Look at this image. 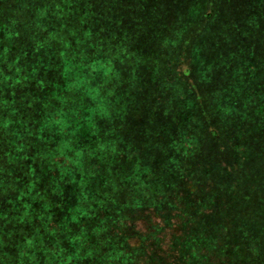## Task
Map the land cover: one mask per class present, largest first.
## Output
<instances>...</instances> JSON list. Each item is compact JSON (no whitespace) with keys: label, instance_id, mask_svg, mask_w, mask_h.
<instances>
[{"label":"clouds","instance_id":"1","mask_svg":"<svg viewBox=\"0 0 264 264\" xmlns=\"http://www.w3.org/2000/svg\"><path fill=\"white\" fill-rule=\"evenodd\" d=\"M25 7L30 22L24 28L31 33L34 60L28 58L25 46L16 45L22 35L16 27L18 21L13 18L0 26L4 33L0 37V135L7 145L0 157V194L8 196L11 205L0 211V264H264V197L258 206L253 205L255 186L241 190L242 183L251 180L250 173H243L231 186L242 197L240 214L233 226L223 227L221 240L214 233L186 230L196 224V217L174 180L155 176L139 157L132 162L131 152L130 167L114 169L120 142L113 132H102L97 117L112 119L133 104L131 90L117 93L121 73L116 66L117 62H133V54L120 44L114 51L90 45L96 51L89 55L81 45L92 37L91 28L84 29L90 21L121 22L119 0H41ZM258 7L260 13H254L248 22L264 15V0ZM215 15L211 6L189 7L185 22L163 37L162 46L171 55L173 49L189 43L185 38L189 28L202 17ZM42 32H47L43 39ZM53 41L60 46L52 53L59 59L54 65L58 80L49 82L40 71L53 66L44 64L36 53L51 48ZM248 70L249 79L254 78L257 69L248 66ZM235 71L238 76L242 73L240 68ZM188 74L185 70L184 75ZM202 80L207 82L209 77L202 75ZM33 82L46 92L43 100L31 93L17 97L18 87ZM235 92H242L239 84ZM198 99L192 98L189 89L188 107ZM37 101L45 110L43 115L39 120L25 118L21 109L31 108ZM243 103L245 109L256 104L257 114H264V96L257 100L249 94ZM220 110L231 116L234 108L222 105ZM29 120L38 127H31ZM46 130L59 137L56 147L30 156L29 139L34 138L32 144L46 143ZM85 136L87 142L81 140ZM197 144V136L182 135L172 147L184 161L174 156L168 161L169 172L187 180L189 194L198 188V172L193 166ZM37 157L48 162V169L59 171L43 187L31 165L23 177L15 175L18 163ZM69 185L75 203L55 220L52 209L63 208ZM10 192L16 193L14 198ZM30 201L39 202L40 207H33ZM198 203V215L211 210L210 203ZM212 252L218 253L216 261Z\"/></svg>","mask_w":264,"mask_h":264},{"label":"trees","instance_id":"2","mask_svg":"<svg viewBox=\"0 0 264 264\" xmlns=\"http://www.w3.org/2000/svg\"><path fill=\"white\" fill-rule=\"evenodd\" d=\"M135 1H137L140 12L144 13L149 8L151 17V12L156 11L159 19H165L157 22L151 18L148 22H142L147 28L143 30L145 34L144 38L149 42H153L156 37L160 38L169 34L166 31L169 21L175 27L184 23L187 19L186 13L188 8L196 3L194 0H175L174 2L167 0ZM197 1L200 3V0ZM205 1L202 0L201 3ZM40 2L41 0H0V26L10 24L13 18L18 21L16 27L21 31L22 35L17 38L16 45L17 47L25 46L27 48L28 58L30 60H34L35 57L32 51L33 44L29 39L31 33L27 32L24 28V24L30 22V12L25 5H34ZM126 2L127 0H119L120 11L122 13L119 24L101 19L98 21L92 20L84 25L85 30L91 28L92 32L91 39L85 40L84 44L81 45L87 54L91 55L95 52L96 47H103L105 51L111 47L114 51L116 46L122 42L125 43L127 37L125 30L127 28L126 24L128 23L124 10ZM218 2V5L216 4L217 8L214 9L216 13L215 17H202L204 19L202 25L191 31L193 36L197 37L196 40L199 41V47L189 50L190 38L192 37L189 36V32L185 37L189 43H182L177 48L176 58L177 61L179 60L178 62L189 60L193 69L200 68V70H197L201 75V87L205 89V94L207 95V91L209 92V90L212 93L214 91L220 92L221 95L219 98L222 105H231L234 108L232 117L218 110L216 104L214 107L217 108H213V102H211V113L208 114V110H203L200 113L196 126L189 123L183 127V122L168 124L161 117L155 118L145 112L142 114L139 112V115L129 116L125 120L124 124L120 127V132L123 133L122 127L125 126L126 135L123 138V145H130L136 151L137 157L145 165L151 167L155 176L167 177L174 180L177 183L179 192L192 205L191 213L196 217V224L186 230L214 233L220 235L221 240H223V227L225 225L233 226L235 219L240 214L241 206L239 202L242 197L238 193L231 191L233 183L243 173L248 172L251 174V180L243 182L241 190L244 191L250 186H255L256 190L252 194L251 201L253 205L258 206L261 198L264 197V176L257 171L264 168V160L261 161L260 166L256 165L254 160L255 155L251 152L246 154L245 149L244 154L246 155L240 158L243 151L240 144L241 141H244V145H246L254 135L259 136V139H262L264 136L263 134L261 135L263 115L257 114V105L249 104L247 109H245L243 103L245 96L249 94L257 100L260 96H264V78L254 76V78L249 79L248 70V66H254L257 69L259 62H255V59H259L260 61L264 60V15H260L258 21L252 20L248 22L254 13H260L261 10L258 7L260 0H218ZM203 5L201 6L203 7ZM137 15L135 12L136 17ZM134 25L136 24L134 23ZM158 32H161L163 35L159 36ZM3 35V31L0 30V37H3ZM45 36H47V32H42L41 39ZM138 37H140L139 32ZM81 39L84 38L81 36ZM72 43L75 46V41H72ZM90 45H95L96 47H90ZM59 47L53 41L51 48L47 50L41 48L36 53V56L42 58L44 64L53 66L47 72L41 67L40 76L49 82H53L52 79L58 80V73L54 70V65L59 62V59L58 56H54L52 53L58 51ZM144 52L138 55V57L143 58L142 62L145 63L147 55ZM153 55H158L157 49H155ZM166 56L167 58L163 56L159 57L158 63L166 64V60L170 58L169 53ZM237 68L242 69V73L239 76L235 71ZM217 69L221 70L219 71ZM205 74L209 77V80L202 82V75ZM152 76V74H148L142 82H146ZM241 80H243L242 84L240 83ZM232 81H234V84ZM179 84H182L183 92L188 91L186 88V80L183 77L180 79ZM238 84L242 89L241 93L235 92V86ZM50 86L51 83L48 85L49 89ZM41 92L38 87L34 86V82L26 88L18 87L16 89L17 97L27 93L40 97ZM179 92V90L175 89V97H177ZM117 93L122 94L121 92ZM5 94H7V90ZM198 95H201L200 92ZM139 97L142 100L144 95L139 94ZM37 103L38 101L34 103L33 107ZM129 108L134 110L135 106L133 105V108L131 106ZM21 111L24 113L25 118L29 117L27 109L22 108ZM44 111L42 106L41 108L37 106L35 108V119L39 120ZM236 113L238 114L236 115ZM245 113L246 115H243ZM212 115H214L213 119H211ZM240 116L252 121V132L246 129V134H244L233 123L236 117ZM121 119H124V117ZM216 122H218V125L215 127ZM126 123H130V126L126 127ZM29 124L33 128H37L38 126V124H33L32 120H29ZM101 125L99 122V126ZM115 128L118 130V125H107V128L104 130H114ZM185 134L198 137L196 156L193 161V166L198 172V188L193 194L187 192V180L181 179L174 172H169L168 168L169 157L174 156L184 161V157L176 152L172 145L174 141H179L181 136ZM6 147L7 145L4 143L3 137L0 135V157H3V152ZM34 152L35 148L31 147L28 149L30 156L34 155ZM35 161L40 162V165L34 168L37 174H39L40 168H48V162L46 160H41L37 157ZM28 162L34 167L33 160H29ZM0 163H3L2 159H0ZM22 175L24 176V174ZM39 175L41 176L42 174ZM51 176L47 175L48 178ZM48 178L41 177V180L44 182ZM65 197V203L63 204V208H61L62 210L68 209L70 204L75 203V197L71 195V185L66 188ZM198 202L206 205L210 203L211 210L202 216L198 215V209L200 207V203ZM233 235L238 237L239 233L234 232ZM212 253L216 257L218 256V253Z\"/></svg>","mask_w":264,"mask_h":264},{"label":"rangeland","instance_id":"3","mask_svg":"<svg viewBox=\"0 0 264 264\" xmlns=\"http://www.w3.org/2000/svg\"><path fill=\"white\" fill-rule=\"evenodd\" d=\"M127 0L126 6L124 7L125 13H126V19L128 20V23L126 24V41L125 43H121L126 45L128 51L133 54V62L125 61L123 64L117 62L116 66L120 70L121 73V83L120 86L117 88V92H121L122 94L131 90L132 96H133V104L131 107L133 108V105L135 106V109L129 108L126 113L122 115H115L112 119H106L97 117V124L99 126V122L102 124L100 129L103 131H111L114 133V137L120 142L119 147L121 149L120 154L117 157L118 163L115 164L113 167L114 169H123L130 167V161L128 160L129 152H131L133 160L135 161L137 158V153L132 148L129 149L128 146L123 145V138L126 135L125 132V126L122 127L123 133L120 132V127L122 124H124L125 120L129 116H135L142 114L145 112L146 114H150L153 117H161L168 124L171 123H180L183 122V127L186 124L191 125H197V120L199 119L200 113H202L203 110L207 111L208 114L211 113L210 105L211 102H213V108H217L220 110L222 103L220 101L219 96L221 95L220 92L214 91L212 93L210 90V94L207 91V95L205 94V89L201 87V75L199 74L200 68H192L189 60H183L181 62L177 61L176 54H177V48L172 50V54L169 55V59L166 60V64L164 63H158L159 57L163 56L167 58L168 51L162 46V40L163 37H156L153 42H149L145 40V34L143 33V30L147 29L142 22H148L152 18L154 21H161L165 19H159L158 14L156 11L151 12L152 17L149 14V8L142 13L139 11L137 1ZM169 2H174L175 0H167ZM197 4H202L203 7L206 9L207 7L211 6L213 9L217 8V2L218 0H206L205 2L201 3L202 0H200V3L197 0H194ZM146 2V0H144ZM219 3V2H218ZM217 4V5H216ZM135 12L138 14L137 17L135 16ZM139 22H138V21ZM168 21V20H167ZM204 21L203 18H201L196 26L189 28L186 35L189 33V36H192L190 38V49H195V47H199V41L196 40L197 37L193 36V33L191 32L193 29H196V27L201 26L202 22ZM134 23L136 25H134ZM175 28V26L169 21L166 31L169 32L170 30ZM138 32L140 33V37H138ZM158 35H163L161 32H158ZM113 44V42H111ZM154 44V45H153ZM120 45V44H119ZM182 48V47H181ZM155 49L158 51V55L154 56L153 53L155 52ZM150 50V51H146ZM143 51L147 55V59L145 60V63L142 62L143 58L138 57ZM181 51V49H179ZM137 54V56H135ZM255 62L258 63L257 72L255 76L263 77L264 78V60L260 61L259 59H255ZM157 68H159V72H157ZM193 69V72H192ZM188 71V75L184 76V71ZM221 70V69H217ZM148 74H152L153 76L147 80L146 82H142L145 77H147ZM135 76V80L132 79V76ZM184 78L186 80V88L191 90V96L192 98L199 97L198 100H196V103L193 107L189 108L188 104L186 103V94L188 91L183 92L182 84L180 85V79ZM53 82L56 80L52 79ZM204 82V81H202ZM234 84V81H232ZM204 85V84H203ZM52 87V84L50 88ZM218 88V87H217ZM175 89L179 90V94L177 97H175ZM200 92L201 95H198ZM139 94H143L144 98L140 100ZM152 95V96H151ZM46 92H41V100H43V97L45 98ZM211 96V97H210ZM10 99V98H9ZM207 100V101H205ZM38 104V105H37ZM34 107L31 108H25L29 112V116L35 118V108L39 106L41 108L42 104L41 101H38ZM216 104L217 107H214ZM221 111V110H220ZM207 114V115H208ZM238 113H236L237 115ZM262 118V132L261 135H264V114ZM124 119H121L123 118ZM214 115H212L211 119H213ZM232 117V114L231 116ZM235 125H237L241 132L246 134V129H249L251 132V127L253 125L252 121L250 119H245L244 117H236V120L233 121ZM118 125L119 129L116 130H104L107 128V125ZM218 125V122L215 123V127ZM105 126V127H104ZM130 123H126V127H129ZM38 127V126H37ZM136 129V127H135ZM118 133V134H117ZM240 133V132H239ZM240 133V134H242ZM139 134V133H138ZM44 135L47 137L46 143L42 141H38L35 144H32L31 141L34 140V138H30V146L29 148H35V152H40L44 150H51L54 149L57 145V142L59 140V137L55 134V132H48L45 131ZM139 137V135H137ZM95 139V137H93ZM81 140L84 142H87V137H81ZM241 148L243 149L242 155L240 158H243L248 153H253L255 155V164L260 166L261 161L264 160V136L262 139H259V136H253L246 145H244V141L240 142ZM252 147V148H251ZM251 148V149H250ZM255 148V149H254ZM244 149L245 153L244 154ZM255 151V152H254ZM29 160L22 161L16 165V172L15 175L18 177H23L21 174H24L28 170V166L32 164L28 162ZM39 161V160H38ZM34 167L40 165V162H37L34 160L33 163ZM259 174H263L264 176V168H261V170H257ZM39 174H42V178H48L47 175H58L59 171L58 169H42L40 168ZM50 178L46 179L44 182H41V187H43ZM11 196L14 198L16 193L10 192ZM66 198V197H65ZM31 202V201H30ZM33 204V207L39 208L40 203L39 202H31ZM11 205L8 203V196L0 194V211L10 208ZM53 212H55V220L61 219V217L68 211V209L62 210L61 208H53ZM26 228H28V225H25ZM211 258L213 261H216L215 254L211 253Z\"/></svg>","mask_w":264,"mask_h":264}]
</instances>
